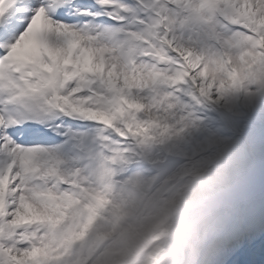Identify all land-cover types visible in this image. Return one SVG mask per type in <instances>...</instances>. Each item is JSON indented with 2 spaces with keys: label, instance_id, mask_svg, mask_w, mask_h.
Masks as SVG:
<instances>
[{
  "label": "snow or ice",
  "instance_id": "snow-or-ice-1",
  "mask_svg": "<svg viewBox=\"0 0 264 264\" xmlns=\"http://www.w3.org/2000/svg\"><path fill=\"white\" fill-rule=\"evenodd\" d=\"M0 264H264V0H0Z\"/></svg>",
  "mask_w": 264,
  "mask_h": 264
}]
</instances>
